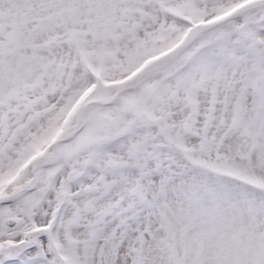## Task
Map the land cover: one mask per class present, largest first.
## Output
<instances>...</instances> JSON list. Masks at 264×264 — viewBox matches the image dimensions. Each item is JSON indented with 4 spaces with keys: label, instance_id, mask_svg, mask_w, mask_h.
Instances as JSON below:
<instances>
[{
    "label": "snow or ice",
    "instance_id": "snow-or-ice-1",
    "mask_svg": "<svg viewBox=\"0 0 264 264\" xmlns=\"http://www.w3.org/2000/svg\"><path fill=\"white\" fill-rule=\"evenodd\" d=\"M0 264H264V0H0Z\"/></svg>",
    "mask_w": 264,
    "mask_h": 264
}]
</instances>
